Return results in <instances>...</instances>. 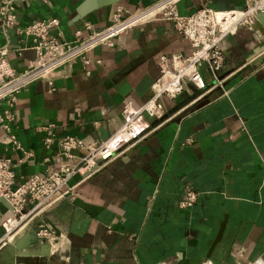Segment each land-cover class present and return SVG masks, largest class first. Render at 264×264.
Masks as SVG:
<instances>
[{
  "label": "crops",
  "instance_id": "obj_1",
  "mask_svg": "<svg viewBox=\"0 0 264 264\" xmlns=\"http://www.w3.org/2000/svg\"><path fill=\"white\" fill-rule=\"evenodd\" d=\"M82 1L12 0L16 20L0 29L11 65L21 71L35 58L31 38L18 26L57 17L55 31L69 38L86 21L94 29L109 24L118 3L135 9L154 0L98 2L77 18ZM244 2L179 0L177 9L188 14ZM263 22L240 24L222 38L220 83L202 67L206 103L192 109L203 90L190 82L175 97L164 96V116L148 117L142 138L92 172L74 174L72 191L31 217L33 236L20 235L28 264H264ZM191 49L170 20L125 29L113 45L91 49L87 63L77 58L62 66L52 83L42 78L22 87L12 107L13 131L33 155L18 162L20 152L8 147L1 121L0 154L11 158L18 177L58 168L63 158L57 142L46 148L40 125L53 122L55 138L105 139L120 125L124 101L138 106L148 95L160 74L159 56ZM5 108L0 101V112ZM187 189L196 198L181 207ZM10 208L0 196V234ZM42 226L50 231L47 238L36 234Z\"/></svg>",
  "mask_w": 264,
  "mask_h": 264
},
{
  "label": "built area",
  "instance_id": "obj_2",
  "mask_svg": "<svg viewBox=\"0 0 264 264\" xmlns=\"http://www.w3.org/2000/svg\"><path fill=\"white\" fill-rule=\"evenodd\" d=\"M178 1L154 0L135 9L118 3L114 7L109 24L94 29L91 22L86 21L83 28H76L69 38L55 31L59 25L57 17L40 18L18 26L16 29L19 34L31 38L30 46L35 52L34 60L21 71H17L8 60V47L0 45V101L6 102V108L0 112V121L8 132V147L20 152L18 162L33 155L13 131L12 107L16 103L17 93L29 82L45 78L52 83L54 73L65 64L77 58L87 63V54L95 46H111L125 29L158 18L170 20L192 48L187 54L174 52L159 56L160 74L148 95L138 106L130 99L124 101L120 112L121 123L105 139L99 142H85L72 135L55 138L53 122L40 125L39 128L45 132L43 145L49 148L52 143L57 142L58 154L63 158L58 168L48 166L42 173L18 177L11 158L0 154V196L11 206L10 214L1 222L0 245L10 241L22 225L29 227L33 215L70 193L73 185L69 184V180L74 174L92 172L125 146L142 138L148 128L147 118L164 116V96L175 97L182 92L187 82L197 90H203L198 97L206 93L203 66L209 70L214 84L220 83L218 72L224 64V53L220 45L222 38L235 32L240 24L252 26L257 14L264 10V0H244L241 8L218 10L202 6L191 13L181 14L177 9ZM15 20L12 0H1L0 29L13 25ZM77 149L83 150V154H75ZM195 198L196 192L187 189L179 205L189 207ZM36 234L47 238L50 231L42 226L36 229Z\"/></svg>",
  "mask_w": 264,
  "mask_h": 264
},
{
  "label": "water",
  "instance_id": "obj_3",
  "mask_svg": "<svg viewBox=\"0 0 264 264\" xmlns=\"http://www.w3.org/2000/svg\"><path fill=\"white\" fill-rule=\"evenodd\" d=\"M116 1L117 0H97V1L83 0L76 9V12H77L76 17L80 18L81 16H83L87 11L97 6L98 2L107 4V3H112ZM262 21H264V10L260 11L257 14V19L253 25H256ZM263 26H264V22H263ZM208 95L209 93H204L202 97L200 98V100H198L192 106V109L198 108L204 103H206L208 101ZM31 230H32V227H24V228L19 229L17 232L19 236L17 237L14 236L12 240L7 241L3 245V248L0 250V260H2V258L4 259L2 264H28V260H29L28 257L30 255L29 253L26 254L25 252L22 251V247H21L22 238H20V235L26 234V236H33ZM41 256H43V254H41Z\"/></svg>",
  "mask_w": 264,
  "mask_h": 264
},
{
  "label": "bare ground",
  "instance_id": "obj_4",
  "mask_svg": "<svg viewBox=\"0 0 264 264\" xmlns=\"http://www.w3.org/2000/svg\"><path fill=\"white\" fill-rule=\"evenodd\" d=\"M24 227H25V225H22V226H21V228H24ZM21 228H20V229H21ZM13 237H14V236H13ZM11 240H12V239H11Z\"/></svg>",
  "mask_w": 264,
  "mask_h": 264
}]
</instances>
